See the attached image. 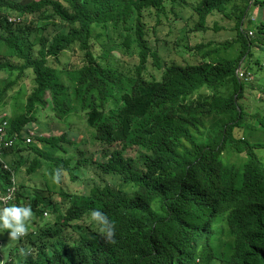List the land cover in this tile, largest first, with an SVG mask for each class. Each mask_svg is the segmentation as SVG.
<instances>
[{
    "label": "trees",
    "instance_id": "16d2710c",
    "mask_svg": "<svg viewBox=\"0 0 264 264\" xmlns=\"http://www.w3.org/2000/svg\"><path fill=\"white\" fill-rule=\"evenodd\" d=\"M215 16L234 22V35L219 43L237 49L233 58L208 48L212 42L189 41ZM50 26L54 32H44ZM158 45L166 54L182 49L186 62L164 59ZM77 50L78 62L54 65ZM260 50L264 0H0V100L29 78L21 110L7 119L18 140L25 124L38 125L30 143L1 148L0 191L15 186L7 206L30 207L32 215L29 231L5 247L0 264H264V75L255 86L260 105L250 111L240 101L249 83L235 75L240 62L246 70L252 63L253 74L264 71L252 57ZM121 55L137 63L123 65ZM56 118L86 124L95 139L123 124L132 128L130 122L163 125L174 140H191L177 143L155 169L131 176L80 149L77 173L69 175L79 182L90 173L89 189L57 193L53 185L44 195L27 173L60 162L65 135H42L44 122ZM83 162L95 168L79 167ZM93 209L113 222L112 242L90 221Z\"/></svg>",
    "mask_w": 264,
    "mask_h": 264
},
{
    "label": "clouds",
    "instance_id": "9594fccd",
    "mask_svg": "<svg viewBox=\"0 0 264 264\" xmlns=\"http://www.w3.org/2000/svg\"><path fill=\"white\" fill-rule=\"evenodd\" d=\"M8 21L20 24L21 18L18 16H10L8 17ZM248 31H251V29H248ZM238 68H240V66ZM243 71L249 72L250 75L252 74L249 70L244 69ZM243 82L246 83L247 81ZM59 123H63L65 125V129L57 132L55 128ZM128 123L132 126V128L123 124L116 131V133L106 135L102 139H95L92 130L86 126V124L73 123L67 126L62 119L59 120L56 118L55 122L51 121L52 127L50 130H46L43 132L45 135L43 133L42 135L46 137L54 136L57 138L65 135L66 140L60 141V143L64 145L65 149L64 151H61L62 155L60 162L57 167L54 164L52 169L47 170L46 168V172H34L32 176L31 173H27L28 180L33 179L35 182V188L41 189L44 195L48 193L49 188L53 185H55V191L57 193L59 191V187L66 189L65 186L68 184L69 179L72 182L81 183L87 176L92 175L90 173L87 174L83 177V180L79 182L72 180L69 175L70 170H75L77 173L76 168L78 166L76 164V160L74 159V153L80 149L86 150L88 155L95 152L96 157L98 158V163H106L114 169H123L127 175L131 176L155 169L161 159H168L172 152L176 151L177 143L191 140V138L184 139V137L177 141L174 140L169 130L163 125L155 130H150L130 122ZM79 132L82 133V135L80 138L76 139ZM35 134H37V124H25L21 129V134L18 140V133L10 132L7 114L5 113L0 115V152L1 148H4L5 146H9V148L14 147L16 143H20L25 146L27 143L32 141ZM190 135L195 137V133H190ZM170 140L173 142L170 143ZM8 158L9 156L2 160V162L5 161V163H2L3 167H7L6 164L8 162ZM93 160L94 158L92 161ZM79 167L95 168L94 164L88 162H83L79 165ZM86 185V189H89L90 185L87 182ZM11 188L12 197L7 201L0 199V233H2L3 230H7L8 237L12 240H16L17 238L24 236L26 232L29 231V229L27 230V223L30 220L32 213L30 207L17 206L15 204L7 206L11 203V201L13 203L16 187L11 186L8 189ZM6 191L4 193L0 191V197L4 196ZM80 192L84 191H79L78 193ZM46 214L47 213L44 212V216ZM90 221L96 224L98 231L103 235L105 241H113L115 231L114 224L104 215V213L98 209L91 210ZM1 243L2 241L0 240V245ZM20 253L23 255L24 250L21 249ZM0 256H2L1 252ZM0 263H2V260Z\"/></svg>",
    "mask_w": 264,
    "mask_h": 264
},
{
    "label": "rangeland",
    "instance_id": "374dc122",
    "mask_svg": "<svg viewBox=\"0 0 264 264\" xmlns=\"http://www.w3.org/2000/svg\"><path fill=\"white\" fill-rule=\"evenodd\" d=\"M249 17L255 18L256 17V11L251 13V15ZM145 20L150 25L154 24V18L151 16H146ZM207 22H208V25L210 26V29H208L206 32H196L195 35L189 37V41H190L191 45L196 40H198L201 42H204V41L212 42L213 44L207 46L208 48H213L214 46L220 47L219 46L220 42L231 39V37L234 35V32L231 31V27L234 24V22L232 20L221 19L220 17L215 16L212 18L209 17ZM215 23L217 24L218 28L216 30H213V28H215ZM180 25H182V23H180ZM162 27L164 28V26H162ZM243 27L245 29V24L243 25ZM54 30H55V27L50 26L44 32L52 33V32H54ZM98 31H99V29L96 28L95 32H98ZM251 32L253 33L252 29H251V31H247V34L252 36ZM166 34L167 33L165 31H163L161 33V36L166 37ZM93 42H94V47L97 48L99 45L98 38H94ZM182 44H183V42L181 41L180 45H182ZM157 49H158V54H160V56H162L164 59L173 58L175 62H186V58L184 56L182 49H176L175 51H173V52L171 51L168 54H166L164 51H162L163 48L160 45L157 46ZM74 51L72 53L66 51L63 55H61L59 62L54 64V65L59 66L62 63L65 64L66 62H78L77 59L79 58L80 52L77 50V52L74 53ZM99 53H101V50H99ZM179 53L183 54L185 61L181 60ZM217 53H219L222 56L227 57V58H233L237 54V49L236 48L224 49V48L220 47V49ZM252 57L253 58H259V60L260 61L262 60V62L264 63V53H262L261 50L256 51V53L254 55H252ZM131 58H133V57H131ZM131 58L128 55H121L122 64L127 65L129 63L131 65V63H132ZM133 59H134L133 63H137V58H133ZM188 60L192 62V61H194V58L193 59L188 58ZM249 64L250 65H249L248 70L251 71V73H252L251 74V80L246 82L249 84H246L247 86L245 87V89L243 91V97L240 100L241 103L244 104L246 110H248V111H250V110L254 109L256 106L260 105L259 100L262 98V95L257 94V90H256L255 86L257 83L258 84L262 83V82H260L259 78L262 75H264V71H262L263 67H260L259 71H262L261 73L259 72V74L258 73L253 74L254 73V66L252 63H249ZM147 66H148L149 70H153V67L151 66L150 62H149V64H147ZM239 66L241 69H243V70L245 69L244 68L245 65L243 62H240ZM3 77H5V73L0 72V80L3 79ZM1 81H0V88L3 85V82H1ZM24 85L27 87V90L29 91L30 90L29 78L25 79V82L23 80H19L18 83L14 87L12 86L11 88H9L5 92V94L2 96V98L0 100V111H2V112H0V115H3L6 113L7 115L9 114V116H11V114L17 113L21 110V105H22L23 98L25 95V90L23 88ZM18 86H19V88L22 89V92L20 94L16 93ZM77 116H81V115L77 114ZM44 123H47V124H45V130H47V131L50 130V128L52 127L51 122L48 121V122H44ZM37 129H38V125H37ZM55 129L57 132H60L63 129H65V125L63 123H59ZM81 135H82V133L79 132L76 139L80 138ZM233 135L236 138H241L243 133L239 128H235L233 131ZM94 145L96 146L95 143H94ZM230 160L231 161H237V156L233 154L230 157ZM86 182H90V186H91L93 180L92 179L89 180V178H88V179H85L84 181H82L81 183H76V182H72L69 179V182L65 186V188L68 191H78V192L84 191L87 187ZM44 217L48 218L49 215L46 214ZM79 222H80V224L85 223L84 221H79ZM27 230H28V227H27ZM74 235H76V232L74 233ZM0 240L2 241V243L0 245V252H1V254H4L6 252L5 247L12 244V239H10L7 234L0 233Z\"/></svg>",
    "mask_w": 264,
    "mask_h": 264
},
{
    "label": "built area",
    "instance_id": "2783aa9c",
    "mask_svg": "<svg viewBox=\"0 0 264 264\" xmlns=\"http://www.w3.org/2000/svg\"><path fill=\"white\" fill-rule=\"evenodd\" d=\"M235 73H236V77L239 80L249 81L251 79L250 73L247 72V71H243L240 68L236 69ZM0 144H1V139H0ZM11 197H12V188L11 189H7L5 195L1 196L0 199L3 200V201H7Z\"/></svg>",
    "mask_w": 264,
    "mask_h": 264
}]
</instances>
